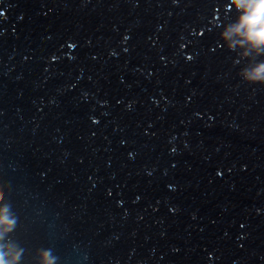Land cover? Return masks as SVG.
Returning <instances> with one entry per match:
<instances>
[{
    "label": "water",
    "instance_id": "1",
    "mask_svg": "<svg viewBox=\"0 0 264 264\" xmlns=\"http://www.w3.org/2000/svg\"><path fill=\"white\" fill-rule=\"evenodd\" d=\"M230 8L0 0L16 264H264V85L237 75L264 55L216 47Z\"/></svg>",
    "mask_w": 264,
    "mask_h": 264
},
{
    "label": "clouds",
    "instance_id": "2",
    "mask_svg": "<svg viewBox=\"0 0 264 264\" xmlns=\"http://www.w3.org/2000/svg\"><path fill=\"white\" fill-rule=\"evenodd\" d=\"M228 4L235 16L219 34L220 39L226 43L217 44L216 47H224L229 51L240 47L243 49L239 53L240 59L264 55V0H228ZM180 47L183 48V45ZM237 75L243 83L264 85V59L244 67ZM7 191L8 185L0 182V238L16 223L11 205L4 195ZM21 251L11 243H0V264H16ZM38 255L41 264H58V258L52 249H42Z\"/></svg>",
    "mask_w": 264,
    "mask_h": 264
}]
</instances>
